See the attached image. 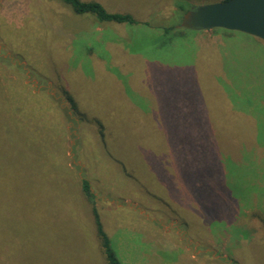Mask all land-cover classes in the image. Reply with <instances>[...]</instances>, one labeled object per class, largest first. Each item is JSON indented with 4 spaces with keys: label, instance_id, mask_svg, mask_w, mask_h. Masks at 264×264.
I'll return each mask as SVG.
<instances>
[{
    "label": "rangeland",
    "instance_id": "rangeland-1",
    "mask_svg": "<svg viewBox=\"0 0 264 264\" xmlns=\"http://www.w3.org/2000/svg\"><path fill=\"white\" fill-rule=\"evenodd\" d=\"M96 1L148 25L98 21L60 0H0V264H104L81 178L123 264H264V238L250 222L264 219V143L251 145L216 87H239L229 102L259 98L263 111L264 65L249 58L264 56V42L239 31L222 40L191 29L158 34L219 0ZM202 96L222 147L248 145L236 166L221 163L242 197L235 224L216 220L218 191L205 197L217 208L216 223L205 224L193 179L175 170L167 119L185 118Z\"/></svg>",
    "mask_w": 264,
    "mask_h": 264
},
{
    "label": "trees",
    "instance_id": "trees-1",
    "mask_svg": "<svg viewBox=\"0 0 264 264\" xmlns=\"http://www.w3.org/2000/svg\"><path fill=\"white\" fill-rule=\"evenodd\" d=\"M60 1L67 4L74 13H90L98 21H112L116 23H127L129 25L140 24V26L148 25L146 21H139L128 12L108 11L100 2L96 0ZM174 6L176 9H182V3L176 2L174 3ZM184 11L185 10H183V12ZM173 29H176V32L180 33L182 30L188 28L175 27L172 24H161L157 26V30L159 32L158 34L160 35H165ZM191 30H196L198 32L208 31L219 37V40H222V38H231L234 32V30H228L218 27ZM249 59L253 64L257 65L259 63V65L261 66L264 65V56H261L259 54L255 55V53L253 52V54L250 53ZM256 69L252 70V72L255 73ZM220 84L221 83L216 84V87L218 90V95H220L222 98L221 102H223L225 105L224 109L226 110V112H228L231 117L236 118V122H238L240 130L243 129L246 132V135L249 134L248 139L252 142L251 145L255 149L263 147L264 138L260 136L259 133L262 130L260 129V127L262 128L263 125L262 119H264V110H258L259 108L256 109V104L259 103L261 99L259 100V98H256L257 101L254 102L253 99L255 98L251 99L252 97H247V99L244 100V97H242L245 101L244 103H247L248 105L244 108L238 107V105H235L234 102L233 104L231 103V101L229 102L228 99L230 97V94L234 93V95H236V91L237 93H240V90L242 89L235 86L238 89L237 90L234 86L227 87L223 85L220 86ZM263 96H260V98H264ZM68 99L72 108H75V103L72 98L68 96ZM207 103L209 104L207 105ZM252 104H254L253 107L251 106ZM193 105L195 106L192 107ZM188 106V114L185 118H178L176 120L167 119L168 121H170V124L172 121L175 122V125L168 133V141L170 144L172 157L175 161V170L178 173L179 178H181V176H185L189 180L191 178L193 179L192 183L194 189H198L199 196H195V198H192V200L198 202V208L200 212H202L203 215H206L205 217L207 218V221L205 224L212 222L216 223V220H218L219 218L226 219L227 221H233L234 224L238 223L242 221V216H239L241 207L239 199L242 197L239 196L240 198L238 197V199H236V197L232 195L228 186L223 181L224 169L222 168L221 163L222 157L224 156L226 160H229V166H231V164H234L233 166H236L235 164H238L236 160H239V158H237V155H239L240 151L237 149H241L242 147L248 149V145L245 144L240 147L241 144L238 142L240 141L239 139L238 141H235V144L232 148L230 147L229 150H226L222 147L220 141L218 140V136L215 133L216 130L213 128L215 121L213 119V111L211 110L212 102L210 97L208 98V101L204 100L203 96L201 98L198 97L194 101H191L190 99ZM260 111H262L263 114H260ZM255 152L258 153L257 151ZM158 159L159 158L153 159L156 162V169H158L157 167H159ZM181 172L182 174H180ZM157 174L161 179H163V181L167 178L170 179L169 175L168 177H166L164 176V173L161 174L160 171ZM215 176H217V180L215 179ZM201 187L203 191L200 189ZM79 189L82 197L89 204L94 224L95 235L103 254L104 264H123L117 251L112 246L109 237L102 228V224L95 207L94 194L90 189L87 179L81 178L79 180ZM216 191L221 194V198L218 201V212L220 213V215L217 216L218 218L216 217V220L210 221L209 217L212 215L213 210L217 208H215L211 202H208L205 197L207 194L213 197ZM199 201H203L204 208L201 206ZM250 222L252 224V228L254 234L256 235V238L258 240L261 237L264 238V231L262 229L264 228V219L262 217H259V215H250ZM239 247L240 245L238 246V248ZM239 260V263L243 264L242 260Z\"/></svg>",
    "mask_w": 264,
    "mask_h": 264
},
{
    "label": "water",
    "instance_id": "water-1",
    "mask_svg": "<svg viewBox=\"0 0 264 264\" xmlns=\"http://www.w3.org/2000/svg\"><path fill=\"white\" fill-rule=\"evenodd\" d=\"M175 27L224 28L264 42V0H219L195 5L183 13Z\"/></svg>",
    "mask_w": 264,
    "mask_h": 264
}]
</instances>
